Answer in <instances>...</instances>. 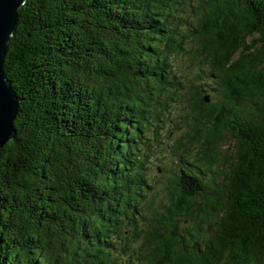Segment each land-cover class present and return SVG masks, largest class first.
Here are the masks:
<instances>
[{"label": "trees", "instance_id": "obj_1", "mask_svg": "<svg viewBox=\"0 0 264 264\" xmlns=\"http://www.w3.org/2000/svg\"><path fill=\"white\" fill-rule=\"evenodd\" d=\"M17 12L0 264H264V0ZM173 129L177 166L153 204L147 164Z\"/></svg>", "mask_w": 264, "mask_h": 264}, {"label": "water", "instance_id": "obj_2", "mask_svg": "<svg viewBox=\"0 0 264 264\" xmlns=\"http://www.w3.org/2000/svg\"><path fill=\"white\" fill-rule=\"evenodd\" d=\"M24 0H0V148L15 134L14 118L18 112V97L3 70L8 42L18 19V8ZM209 95L204 96L209 101Z\"/></svg>", "mask_w": 264, "mask_h": 264}, {"label": "rangeland", "instance_id": "obj_3", "mask_svg": "<svg viewBox=\"0 0 264 264\" xmlns=\"http://www.w3.org/2000/svg\"><path fill=\"white\" fill-rule=\"evenodd\" d=\"M179 62L181 65V61ZM196 70L197 69L195 67L193 69H190L189 72L191 75H194L196 73ZM165 131L166 128L163 132L166 135L167 132ZM178 135H180V132H177L173 129L171 130V133L168 137L164 136L163 144L161 141V147L154 149L153 157L150 158V161L147 164L146 173L152 187L146 196L147 200L152 201L153 204H160L161 202L166 201V184L168 183L169 173L170 170H173L175 166H177L175 164V159L167 151L166 146L171 143L167 139L173 140ZM228 145L229 141L223 143L224 147H227ZM161 167H164L166 171H163ZM180 226L181 228H184L185 226H192V223L191 221L185 220L180 223Z\"/></svg>", "mask_w": 264, "mask_h": 264}]
</instances>
